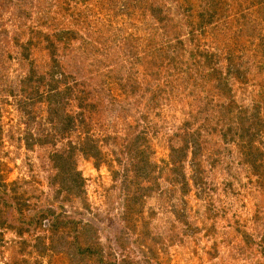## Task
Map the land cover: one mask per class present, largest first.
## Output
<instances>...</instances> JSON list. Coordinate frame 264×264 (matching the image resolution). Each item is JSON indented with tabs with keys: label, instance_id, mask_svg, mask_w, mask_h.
<instances>
[{
	"label": "rangeland",
	"instance_id": "rangeland-1",
	"mask_svg": "<svg viewBox=\"0 0 264 264\" xmlns=\"http://www.w3.org/2000/svg\"><path fill=\"white\" fill-rule=\"evenodd\" d=\"M233 1L0 0V264H264V2Z\"/></svg>",
	"mask_w": 264,
	"mask_h": 264
},
{
	"label": "trees",
	"instance_id": "trees-1",
	"mask_svg": "<svg viewBox=\"0 0 264 264\" xmlns=\"http://www.w3.org/2000/svg\"><path fill=\"white\" fill-rule=\"evenodd\" d=\"M255 2H257V0H254ZM233 2H235L236 4H240V6L239 7H237V12H238V14H240L239 12L240 11H242V10H244V11H242V14H245V13H248V15H249V17H251V12H249V8L250 7H248V4L246 3V2H242L241 0H236V1H233ZM264 2V0H260V3H263ZM250 6V5H249ZM67 41H69V39H66ZM30 45H31V43H30ZM26 51H28L27 49H26ZM28 53H25L24 55H23V58H26V59H28L29 57H28V55H27ZM82 119H84V118H82ZM67 125V128H70L71 127V125L73 124H71V123H66ZM66 128V129H67ZM83 150H81L82 152H85V148L83 147L82 148ZM73 150H77L76 149V147H70L69 148V152H71V154H68L67 156L63 153V152H61V153H55V154H57L56 155V157L58 158V163H65L66 165H68L69 167L71 166L70 165V163H74V164H76V161H74V159L71 157L72 156V152H73ZM73 155H74V152H73ZM71 170H72V167H71ZM60 175H58V177H59ZM1 183H2V186L1 187H7V183H5L4 182V180L3 179H1ZM6 190V188L3 190V191H5ZM45 221H46V219H45ZM51 224V229H48V231L50 232V233H52L53 231H55L56 230V222H53V223H50ZM50 224H49V226H50ZM37 225V224H36Z\"/></svg>",
	"mask_w": 264,
	"mask_h": 264
}]
</instances>
